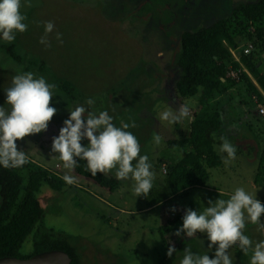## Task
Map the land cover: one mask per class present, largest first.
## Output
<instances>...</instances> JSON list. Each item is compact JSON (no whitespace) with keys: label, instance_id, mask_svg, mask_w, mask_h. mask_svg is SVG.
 <instances>
[{"label":"rangeland","instance_id":"obj_1","mask_svg":"<svg viewBox=\"0 0 264 264\" xmlns=\"http://www.w3.org/2000/svg\"><path fill=\"white\" fill-rule=\"evenodd\" d=\"M254 1L32 0V7L22 9L27 16V31L17 33L11 43L0 39V106L8 107L4 104L5 89L20 71L33 72L57 85L50 101L57 113L47 130L15 143L19 150L25 151L29 161L21 170L23 186L31 168H44L47 177L63 178L68 174L76 178L73 185L53 183L59 190L42 182L36 195L43 214L40 229L66 238L76 250L79 264H158L166 255L169 240H175L173 234L170 238L163 231L174 214L182 222L185 208L199 213L207 207L208 200L219 199L198 191L190 192L187 198H167L171 188L162 163L167 164L168 171L171 163L180 160L184 147L177 142L192 117L170 126L158 116L169 104L175 108L185 101H192L190 113H194L199 99L196 93L201 98L204 90L207 93L212 86L196 80L189 98L176 94L174 80L179 72L175 63L181 52L182 32L208 27L227 17L236 5ZM47 21L55 25L48 37L51 47L39 42ZM57 32L62 34V43L55 39ZM7 48L19 60L8 54ZM254 57H260L259 51H254ZM259 70L264 72L262 66ZM64 83L68 84L65 89ZM227 94H221L220 100L226 101L223 104L230 102V115L237 116L251 129V133L243 136L251 147L248 149L245 143L238 149L243 140H234L230 138L231 132H225L223 135L237 148V158L230 165L223 163L220 168H214L218 172L208 169L212 170L208 184L228 192L243 187L254 193L248 182L257 165V145L251 138L258 135L264 142V116H259L257 99L252 92L236 94L234 91L228 94L234 96L225 100ZM88 98L95 100L89 110L97 115L107 111L117 127L122 123L136 125L128 131L137 137L141 154L149 156L156 173L147 198H136L131 183L117 180L115 170L96 176L86 169L84 173L69 171L58 156L51 154L52 138L58 136L63 121L69 116L68 110L84 104ZM154 132L163 137L159 146L152 143ZM87 143V140L81 141L82 146ZM173 206L177 209L174 213L169 211ZM34 231L21 246V256L32 252ZM251 239L264 240L255 234ZM200 240L213 257L215 249L207 248L206 235L195 239ZM204 249L194 253L206 254ZM229 254L233 256V264H249L251 252L245 256L238 247H233ZM182 258L183 252L177 253L173 264H180Z\"/></svg>","mask_w":264,"mask_h":264},{"label":"clouds","instance_id":"obj_2","mask_svg":"<svg viewBox=\"0 0 264 264\" xmlns=\"http://www.w3.org/2000/svg\"><path fill=\"white\" fill-rule=\"evenodd\" d=\"M32 6V0H0V39L11 43L17 33L27 31V16L22 9ZM54 28L52 21L44 22L41 44L51 47L48 37ZM55 39L62 43V34L57 32ZM56 88V84L30 71H20L12 77L11 86L5 89L4 104L8 107L0 106V167L20 168L29 162L25 151L19 150L15 142L47 130L48 123L57 113V109L50 106ZM94 103L93 98H88L84 104L68 110L69 116L63 121L58 136L52 138L51 154L58 156L69 171L78 166V160L86 162V171L92 176L115 170L117 180L131 183L136 198H147L154 186L156 173L149 156L141 154L137 137L128 131L136 125L122 123L117 127L107 111H100L97 115L89 110ZM190 103L192 101H185L175 108L169 104L159 113L158 119L170 126L182 124L190 117ZM236 128L232 124L228 130ZM211 135L219 141L213 145L214 149L221 154L223 163L230 165L237 158L236 146L227 135L217 137L215 132ZM82 140L88 141L86 146H82ZM162 141L163 137L154 132L152 143L159 146ZM63 180L68 185L77 182L68 174L63 176ZM257 190L249 193L245 188L237 187L228 199L208 200V206L199 213L185 208L182 224L172 234L178 238H198V233L205 234L207 248L215 251L210 258L208 254H197L190 247H185L180 264H233V256L229 254L233 247H238L245 256L251 252L249 264H264V240L254 242L243 231L248 222L264 229L260 221L264 205L256 198ZM176 210L174 206L169 209L173 213ZM176 251L169 240L166 255L171 258Z\"/></svg>","mask_w":264,"mask_h":264},{"label":"trees","instance_id":"obj_3","mask_svg":"<svg viewBox=\"0 0 264 264\" xmlns=\"http://www.w3.org/2000/svg\"><path fill=\"white\" fill-rule=\"evenodd\" d=\"M240 41H245L243 44L252 42L253 50L249 54H240L238 63L232 59L228 47L238 48ZM180 46L181 52L175 63L179 72L174 80L176 94L189 98L196 80L212 86L207 93L204 90L201 98L200 93H196L199 99L190 121V131L186 138L177 142L184 147V157L167 171L172 194L204 185L208 178L207 168L221 163L220 156L214 151L215 141L211 135L222 126V115L219 111L223 103L220 100L221 94H227L228 89H232L228 94L249 91L256 96L257 102L264 104V72L259 70L260 66L264 68V0L240 3L227 17L216 20L210 26L197 31L182 32ZM254 51H259L260 57H254ZM7 53L19 60L12 50L7 48ZM229 68L240 71L237 81L227 77ZM242 68L257 78V85ZM259 71L262 72L261 76H258ZM229 82L231 85H228ZM66 86L68 84L64 83V89ZM228 94L225 100L234 96ZM260 161L264 169V155ZM85 166V161L78 160V166L74 170L84 173ZM22 168L23 166L9 169L0 167V258H28L35 254L60 250L69 255L70 264H79L77 252L66 238L40 229L43 214L36 195L39 185L45 182L59 190L57 186L54 188L53 183H65L63 178L56 175L47 177L44 168H31L27 183L23 186ZM255 181L264 185V174L259 170ZM173 224L171 221L163 228L164 235L178 229ZM34 229L36 231L33 233L32 252L21 256L19 250ZM173 236L175 240L172 243L178 250L182 238ZM176 252L171 258L165 255L158 264H172Z\"/></svg>","mask_w":264,"mask_h":264},{"label":"crops","instance_id":"obj_4","mask_svg":"<svg viewBox=\"0 0 264 264\" xmlns=\"http://www.w3.org/2000/svg\"><path fill=\"white\" fill-rule=\"evenodd\" d=\"M263 95H264V93H263ZM224 102H226V101H223V103ZM223 103L221 104V106L219 108V111H220V113L222 115V119H221L222 126L215 133L217 134V136L223 135L225 132H228L229 131L228 130V126H230L232 124H235L237 126V128L229 131V132L232 133L231 136H230V138H232L234 140H237V139L243 140V144H241V145L239 144L240 147L237 146L238 149H240L241 146H244L245 143H247L246 144V147L249 149V147H251L250 146V143L247 142L245 140V137H243V136L245 134H247V133H251V129L248 127L247 124H245L244 122L240 121L237 116L233 117L232 115H230L229 109L232 107V105L229 106L230 102H227L226 104H223ZM191 108L192 107H190V109ZM194 109H195V107H194ZM192 111H194V110H192ZM190 121H191V118L189 119L188 123L184 127V132H183V136H182L181 140L184 139V138H186L188 136V133L190 131V126H189L190 125ZM252 137H253V138H251L252 142L256 143V145H257V154H256L257 165H255V168L252 170L253 176H252V178H250V182H248V183L250 184V186H252L251 188L253 189L254 193L258 189L259 192L257 191L258 194L256 193V198L260 200V202H261L262 205H264V185H259L255 181V178H256V175L258 173V170L261 173L264 174V169L261 166L262 163L260 161L261 158H262V156L264 155V142L260 139L261 136H258V135L255 136V135H253ZM249 138L250 137H248L247 140H250ZM214 143L215 144L216 143L218 144L219 141L218 140H215ZM216 154H218V153L216 152ZM183 157H184V150L182 151V156H181L180 160ZM180 160H178L177 162H179ZM177 162L171 163L170 166H172L173 164H175ZM222 164H223V161L221 160V163L218 166L207 168L208 178H207V181H206V183L204 185L194 186V187H192L190 189H186L185 191L182 190V193L178 192L177 194H172V192H171V194L168 195L167 198H170V197L173 198V199H176V198H179V197H181V198H185L186 197L187 198L189 196V193L190 192H193V191L205 192L206 194H210L209 195L210 198H213V199H215V198H220V199H228V198H230V195L233 192H230V191L228 192L227 190H223V189H220V188H214L212 186H209V184H208V180L210 178L211 171L213 170V173L218 172V170H215L214 168H220L222 166ZM260 167H261V169H260ZM208 169H212V170L209 172ZM206 206H208V204H206ZM260 221H261L262 224H264V214L261 215ZM172 222L174 223L173 224V227H177V228H179L181 226V224H182L180 218L177 217V214H174V218L172 219ZM243 231H244V234L247 235V236H249L250 238L253 236V234L258 235L259 237L264 238V229H260L258 225H254L251 222H248L246 224V227H245V229ZM171 235H172V232L171 233H167V237H170L171 238L173 236V235L172 236ZM201 235H205V234H200V233L197 234L198 237H200ZM195 239L196 238H182L180 240V242H179V249L177 250V252L175 254V257L177 255V253L183 252V250H184L185 247H190L193 252L194 251H198L199 249L200 250L204 249V245L205 244L202 243L201 240L200 241H195ZM204 251H205L206 254L209 255L210 258H212V255L209 252V250H207V249L205 250L204 249ZM175 257H174V260H175ZM173 263H174V261L172 262V264Z\"/></svg>","mask_w":264,"mask_h":264},{"label":"water","instance_id":"obj_5","mask_svg":"<svg viewBox=\"0 0 264 264\" xmlns=\"http://www.w3.org/2000/svg\"><path fill=\"white\" fill-rule=\"evenodd\" d=\"M70 262L71 258L69 255L60 250H51L28 258H0V264H70Z\"/></svg>","mask_w":264,"mask_h":264},{"label":"built area","instance_id":"obj_6","mask_svg":"<svg viewBox=\"0 0 264 264\" xmlns=\"http://www.w3.org/2000/svg\"><path fill=\"white\" fill-rule=\"evenodd\" d=\"M253 50V43L252 42H248L246 44L240 45L238 48H230L228 47V51L231 54V57L234 61L240 63V54H249L251 53V51ZM243 72H245L247 74V76L249 77V79L255 84L257 85V78L253 77L245 68H242ZM227 77L230 80H235L237 81L239 79V74L240 71L238 70H234L233 68H229L227 71ZM262 72L259 71L258 76H261ZM256 106H257V112L259 115L264 116V105L260 104L259 102L256 101ZM194 113H190L191 117L193 116ZM162 170L164 173L167 172V164L162 163Z\"/></svg>","mask_w":264,"mask_h":264}]
</instances>
